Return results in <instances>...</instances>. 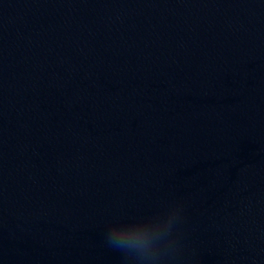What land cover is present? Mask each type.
Returning <instances> with one entry per match:
<instances>
[{
	"label": "water",
	"instance_id": "1",
	"mask_svg": "<svg viewBox=\"0 0 264 264\" xmlns=\"http://www.w3.org/2000/svg\"><path fill=\"white\" fill-rule=\"evenodd\" d=\"M264 264V0H0V264Z\"/></svg>",
	"mask_w": 264,
	"mask_h": 264
},
{
	"label": "clouds",
	"instance_id": "2",
	"mask_svg": "<svg viewBox=\"0 0 264 264\" xmlns=\"http://www.w3.org/2000/svg\"><path fill=\"white\" fill-rule=\"evenodd\" d=\"M109 246L135 258L139 264L154 261L158 254L150 252L149 241L140 233H133L124 227H112L107 235Z\"/></svg>",
	"mask_w": 264,
	"mask_h": 264
}]
</instances>
